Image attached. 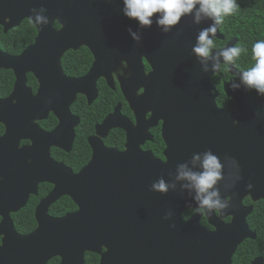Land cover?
<instances>
[{
    "label": "flooded vegetation",
    "instance_id": "1",
    "mask_svg": "<svg viewBox=\"0 0 264 264\" xmlns=\"http://www.w3.org/2000/svg\"><path fill=\"white\" fill-rule=\"evenodd\" d=\"M74 4L75 1L60 0L58 15L62 22L55 19L52 23L56 31L64 27V19L67 22L74 17ZM25 8L21 0H0V264H139L116 252L118 249L114 250L113 245L94 237L97 236L94 233L77 239L69 225L60 224L54 235L42 233L35 238L31 235L39 228L37 210L53 191L58 197L47 206L48 217L60 219L79 211L80 205L73 194L78 175L93 158L94 146L122 153L127 150V144L135 145L153 158L165 161L164 118L159 102L147 103L141 98L151 66L141 56L142 79L140 72L134 73L135 63L126 58L136 53L140 42L132 38L129 28L139 34L142 28L138 20L124 14L123 0H112L107 14L114 13V21H103L98 31L93 21L87 19L88 30L81 32L82 39L90 44L97 42L99 60L90 46L83 44L76 50L68 49L59 60L55 58L53 63L45 64L42 71H47V77L40 79L24 59L16 61L39 35V26L32 22V15ZM94 30L97 38L93 36ZM210 38L215 44L212 50L225 47L231 40H235L234 46L239 45L235 37ZM81 49L89 57L74 55ZM240 58L231 64L221 63L219 72L211 78L213 93H217L216 106L229 117L238 115L234 99L224 91L230 82H238L231 70L249 71L239 66ZM95 74L98 76L93 82ZM86 76L79 86L70 81ZM125 90L133 92L135 107H131ZM257 95L255 90L247 89V101L254 113L264 111ZM136 111L142 112L141 125ZM59 127L63 129L60 137L50 136ZM56 166L67 172L62 175L54 170ZM96 175L100 174H90L88 179ZM260 192H264V187ZM253 197L248 192L242 199L241 204L251 208L244 218L248 237L236 247L230 264H253L258 260L264 264V198ZM123 198L120 193L119 199ZM192 209L183 212L187 213L185 217L182 213L185 220L193 215ZM118 214L115 210L111 218L103 214L98 219L105 223L115 219L124 221V216ZM232 219L226 215L221 223L229 224ZM199 224L213 230L205 215Z\"/></svg>",
    "mask_w": 264,
    "mask_h": 264
},
{
    "label": "water",
    "instance_id": "2",
    "mask_svg": "<svg viewBox=\"0 0 264 264\" xmlns=\"http://www.w3.org/2000/svg\"><path fill=\"white\" fill-rule=\"evenodd\" d=\"M62 1H75V7H72L75 14L67 22L64 19V27L56 31L52 23L55 19L62 22L58 15L60 0H21L29 16H33V8L47 9L44 15L49 18V23L39 26L35 43L16 60L22 62L24 59L26 66L40 79L47 77V71H42L45 64L49 61L53 63L55 58L59 60L65 51L76 50L83 44L90 46L98 61L100 54L95 47L97 42L94 40L90 44L87 39H82V33L88 30L86 21H93L98 31L103 21H114V13L107 14L108 4L112 0ZM199 7L197 4L193 12L186 14L168 33H164L156 24L162 14H154L152 26L141 29L142 42L140 40L138 43L136 53L122 56L129 57L135 63L134 73L140 72L142 79L144 71L141 56L151 66L141 98L147 103L159 102V111L164 118L162 135L166 144L163 152L165 161L153 158L149 152H143L135 145L132 147L127 144V150L122 153L102 147L96 149L94 146L93 158L78 175L79 182L73 194L80 205L79 211L60 219L48 217L46 208L58 197L53 191L37 210L39 228L32 237L42 233L54 235L58 232V226L64 224L73 227L77 239L94 233L97 235L94 237L103 239L110 246L113 245L114 250L118 249L116 252L139 264L231 263L236 247L248 237L244 218L251 212V208L244 207L242 199L248 192L254 195V199L264 198V192H260L264 187V111H251L247 88L242 84L243 72L236 69L231 70V73L237 76L240 88L233 91L231 85H226L224 91L229 98L234 99L238 115L229 117L217 108V93H213L211 85L212 76L219 72L212 71V65L217 61L209 59L206 62L209 71L205 73V64L193 52L199 32L213 24V20L207 17H202L199 24L195 22ZM92 32L95 38V30ZM215 37L222 39L223 35L218 30ZM234 43L235 40H231L225 47L212 50V56L233 47ZM221 63H224L222 56L219 66ZM97 76H93V82ZM87 78L69 80L79 86ZM125 95L131 107H135L133 92L125 90ZM141 113L136 111L139 125L143 124L139 118ZM63 129L59 127L50 136L60 137ZM208 149L225 163V180L218 186L224 197L229 196L231 203V207L222 216L213 213L209 217L205 214L213 226L212 231L200 226V214L191 215L187 220L182 217L185 210L198 205L194 198L195 190L184 187L188 181L175 179L179 163H186L192 171H202L203 157L201 161L193 163V154ZM226 156L238 162L239 175L242 177L228 188L225 185L231 184L229 172H235V169H230L225 161ZM53 168L62 175L67 172L62 166ZM90 174L100 175L88 179ZM161 177L169 184L175 183V190L170 189L167 194L152 191V184ZM249 183L253 188H248ZM120 193L125 198L119 199ZM115 210L118 216L119 212L124 216V221L115 219L105 223L98 219L103 214L111 218ZM170 211L173 215L166 220L164 217ZM226 215L233 217L229 224L221 223V218ZM86 221H92V224ZM173 224L175 227H172ZM227 235H230V239ZM253 264H260V261Z\"/></svg>",
    "mask_w": 264,
    "mask_h": 264
},
{
    "label": "clouds",
    "instance_id": "3",
    "mask_svg": "<svg viewBox=\"0 0 264 264\" xmlns=\"http://www.w3.org/2000/svg\"><path fill=\"white\" fill-rule=\"evenodd\" d=\"M124 14L130 19L139 21L141 28H150L153 24L154 14H162L156 20V24L162 28L164 33H168L173 27L177 26L181 19L186 14H191L196 5L200 7L196 11L195 22L200 23L202 17H207L213 20L211 27L204 28L199 32L197 37V44L193 48V52L200 59L202 64H205L203 71H209L206 62L209 59L217 61L212 65L213 73L219 71V59L222 56L225 64L234 63L235 59L240 56L241 52L246 51L238 46L225 48L220 51L215 57L212 56V49L215 47L214 41L211 37H215L219 30V26L223 23V19L227 15L233 14L237 11L240 5L237 0H123ZM33 16L30 17L32 22L38 26H44L49 23V18L44 15L47 11L45 8L32 10ZM129 33L132 38L139 42L141 34L129 28ZM253 58L256 64L249 71L242 74L243 84L249 90H255L260 96L264 97V40L256 42L252 48ZM231 83L233 91L240 88V85ZM202 171H192L188 168L186 163H179L176 167L177 181H188L184 185L185 188L195 190V201L197 207L193 208V215H208L219 213L221 216L231 207L228 197H224L219 188L221 181L225 180L224 169L225 163L221 161L220 157L213 154L211 149L202 153L193 154V163L201 161ZM225 161L228 163L230 169H235V172H229V179L231 184H226L225 187H232L236 181L242 177L239 175V164L231 157L226 156ZM176 184H169L164 178H160L151 186L152 191L167 194L170 189L175 190ZM248 188H253L251 183ZM173 213L170 211L164 217L166 220L172 217ZM172 227H175L173 224Z\"/></svg>",
    "mask_w": 264,
    "mask_h": 264
},
{
    "label": "trees",
    "instance_id": "4",
    "mask_svg": "<svg viewBox=\"0 0 264 264\" xmlns=\"http://www.w3.org/2000/svg\"><path fill=\"white\" fill-rule=\"evenodd\" d=\"M237 3L240 5L239 9L224 17L220 30L226 39L232 37L239 39L238 46L246 49L239 56L242 59L239 66L250 70L256 64L252 48L256 42L264 40V0H237ZM216 42L220 45L223 44L219 40ZM71 53L73 54V52ZM74 55L76 57H89L85 49L77 51ZM256 94L258 93L256 92ZM257 97L258 103L264 106V97L259 94ZM186 215V212L183 213L184 217Z\"/></svg>",
    "mask_w": 264,
    "mask_h": 264
}]
</instances>
